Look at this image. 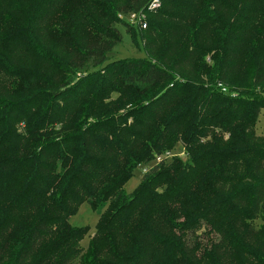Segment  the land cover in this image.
Masks as SVG:
<instances>
[{"label": "trees", "instance_id": "obj_1", "mask_svg": "<svg viewBox=\"0 0 264 264\" xmlns=\"http://www.w3.org/2000/svg\"><path fill=\"white\" fill-rule=\"evenodd\" d=\"M148 1L0 0V264H264V0L117 18ZM119 20L144 56L108 59ZM178 142L187 159L164 160ZM83 201L101 210L86 250Z\"/></svg>", "mask_w": 264, "mask_h": 264}, {"label": "rangeland", "instance_id": "obj_2", "mask_svg": "<svg viewBox=\"0 0 264 264\" xmlns=\"http://www.w3.org/2000/svg\"><path fill=\"white\" fill-rule=\"evenodd\" d=\"M120 20H123V16L118 17ZM117 21V28L119 32L122 34V43L118 46H115L112 52L108 55V59H122V58H129V57H142L144 56V52L141 47L142 43V36H139L137 32H134L129 27L125 26L121 21ZM125 20V19H124ZM126 22V21H125ZM129 25V24H128ZM183 44H186V41L183 40ZM214 52H210L205 55H201L200 61L195 62L196 69L204 64L207 65L208 72L205 76H202L205 79L204 82H207L206 79L212 80L215 76V67L219 58V54L216 53L215 56L212 57ZM206 84V83H205ZM127 98H135L136 95L133 94L131 91L125 92ZM119 96L118 93H112L111 98L116 99ZM255 133L258 136H264V107H262L259 111L257 121L255 123ZM228 134H225L227 137ZM209 139V138H208ZM208 139H205L207 141ZM204 142V141H203ZM166 161L170 160L171 157H180L183 160L187 159V154L184 151L183 145L181 143H177L172 150L164 154ZM159 157L149 161L148 163L139 164L133 171V175L124 183L123 190L126 194H130L134 188L140 182L141 176L143 172L148 170L153 164L158 161ZM101 210H93L91 206L87 203V201H83L77 208L76 212L68 218V222L73 226H87L88 232L79 242L80 247L83 250H86L89 244V239L95 231V226L99 217ZM263 218V219H262ZM253 219L252 223L255 225V228H259L264 225V217ZM210 228L203 224L200 229H198L195 233L196 236L203 235L204 231H208ZM191 233V232H189ZM188 233V234H189ZM212 234V231H210ZM193 240V234H189L187 236V241L191 242Z\"/></svg>", "mask_w": 264, "mask_h": 264}, {"label": "built area", "instance_id": "obj_3", "mask_svg": "<svg viewBox=\"0 0 264 264\" xmlns=\"http://www.w3.org/2000/svg\"><path fill=\"white\" fill-rule=\"evenodd\" d=\"M162 3V0H149L148 4L146 6L145 11L141 10L139 12H131L128 13L124 19L127 22V24L136 27L138 29H144L146 28V17L147 12L156 10Z\"/></svg>", "mask_w": 264, "mask_h": 264}]
</instances>
